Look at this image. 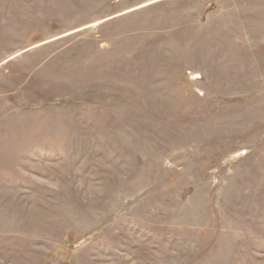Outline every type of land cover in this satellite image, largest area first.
Returning a JSON list of instances; mask_svg holds the SVG:
<instances>
[{"label":"rangeland","instance_id":"374dc122","mask_svg":"<svg viewBox=\"0 0 264 264\" xmlns=\"http://www.w3.org/2000/svg\"><path fill=\"white\" fill-rule=\"evenodd\" d=\"M0 264H264V0H0Z\"/></svg>","mask_w":264,"mask_h":264}]
</instances>
